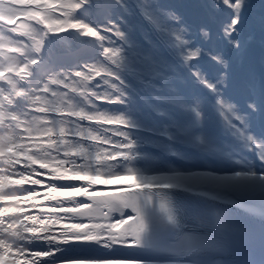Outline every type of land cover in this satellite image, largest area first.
<instances>
[{
  "label": "snow or ice",
  "instance_id": "snow-or-ice-1",
  "mask_svg": "<svg viewBox=\"0 0 264 264\" xmlns=\"http://www.w3.org/2000/svg\"><path fill=\"white\" fill-rule=\"evenodd\" d=\"M89 4L99 15L110 12L109 0H0V84L8 86L7 90L0 88V264H39L49 253L33 251L16 243L37 237L65 243L94 242L108 253L131 250L141 243V235L146 229L141 194L171 186L154 184L131 169H112L113 165L128 159L135 147V140L128 131L132 125L123 116L107 117L70 110L71 106L62 100L57 102L56 97L49 100L43 94L29 97L31 106L24 115L10 110L18 98L27 95L20 83L31 75L30 65L37 64L35 59L24 62L28 45H18L14 40L30 36L33 24L42 25L52 33L80 30L101 40L105 38L103 33H110L108 39L113 42L102 51L106 65L89 64L76 71L72 88L76 91L77 82L83 85L98 77L105 82L112 79L114 93L111 96L92 92L90 99L105 103L125 102L126 93L117 86L123 83L118 73L124 66L125 57L122 47L114 40L125 42L126 33L115 21L97 29L74 19L73 13ZM142 14L154 22L143 9ZM191 15V22H186L176 11L165 13L174 38L180 41L181 34L190 33L193 41H182L183 62L192 78L214 93L213 107L228 130L253 141L252 118H258L261 130H264V0H197ZM223 25L226 27L220 33ZM216 34H219V41L214 40ZM31 39L32 47L39 52L41 40ZM254 42H258L261 49L259 91L256 64L251 56ZM201 73L207 74L204 79H201ZM66 80L67 77L54 76L50 83L64 84ZM43 92H48L47 86ZM85 94H88L86 90ZM236 95L253 98L251 102L245 101V110L238 107ZM62 110H69L68 114L80 118L82 124H94L99 131L85 133L80 129L72 132L63 123L57 125L45 118L44 114ZM197 116L202 118V112L198 111ZM70 137L86 141L91 149L85 144H73ZM197 139L204 143L200 137ZM93 148L97 149L94 153ZM133 179L135 184L118 188L113 194H102L95 187ZM168 179L183 182L191 178ZM207 217V220L197 218V225L216 230L227 227L219 214L209 212ZM185 239L192 242V237ZM240 259L241 264H257L254 241L244 243ZM69 264L140 262L121 255H103L73 259ZM260 264H264V256L260 257Z\"/></svg>",
  "mask_w": 264,
  "mask_h": 264
},
{
  "label": "bare ground",
  "instance_id": "bare-ground-1",
  "mask_svg": "<svg viewBox=\"0 0 264 264\" xmlns=\"http://www.w3.org/2000/svg\"><path fill=\"white\" fill-rule=\"evenodd\" d=\"M156 11H159L162 14H164V16L160 15V17L158 18V22H159V24L161 26V32L165 33V34H171L172 31L169 29V23H168V21L166 20V17H165V13L168 12V11L166 9H160V8H158ZM164 24L168 27L169 31H167L164 28V26H163ZM122 26H120V27L122 28ZM59 40H60V44L62 46L66 45V41H64L63 39H59ZM214 40L219 41L218 34H216L214 36ZM128 42H129V45L131 46V49H142L141 46L139 45L138 40L136 38H131V40H128ZM67 47L70 48V54L68 56L70 58L71 54L75 51V48H74L75 46L73 45V43H67ZM210 47H212V45H210ZM253 51H255V49H253ZM254 53H255V55L257 57H260V55H261L260 51H255ZM144 56H146V55L144 54ZM101 57H102V54H100L98 59H100ZM260 73H261V70H259V71L257 70L258 83H260ZM177 87H179V88L188 87V89H187V94L188 95H193L197 91V88H198V86H196V87L189 86L188 83L184 82V81H181L177 85ZM258 87H259V84H258ZM92 90L98 91V89H96V88H92ZM258 90H259V88L257 89V91ZM234 99L237 101L238 107H240L241 110L243 111L245 109H243L241 107L240 101L243 100V99H246V101L251 102L253 98L250 97V96H246V95H236V96H234ZM86 104H87V106L89 108H92L94 110H99V108L96 106V103L92 102L91 100L86 101ZM97 105H99V101H97ZM198 111L204 113L205 115L208 114V110L202 105H197V108H195V113L197 114ZM104 112L105 113H107V112H119V113L116 114V116H119L120 114L124 115V110L123 109L122 110L113 109V110L104 111ZM215 112L219 113L216 109H215ZM171 117L172 116L170 115L168 118H170V119L183 118L184 119V115H182V114H179V115H177L176 117H173V118H171ZM251 122H252V124H251V127H250V132H251L252 136L254 137V139L258 138L257 133L259 134V136L262 139H264V130H261V127H260V124H259V120L254 121V119H252ZM253 128L257 130V133H256V131ZM206 130L212 136V139H211V141L209 143H210V145L212 144L211 148L213 150V153H214V156H215V159H216L215 161H217L215 163L223 165V168L225 169V171L232 172V174H230L228 176H224L225 179H234V180H236V182H247V181H249L255 187H264V172L252 168L249 164L245 165L244 167L239 168L237 171H234V167L235 166H237L240 163H241V166H243V163H245V162H237V163L236 162H230L231 156L229 155V153L227 151L228 150L229 151L233 150L232 147L228 146V147L225 148V146L224 147L223 146H218V147L215 146L217 140L215 138V132H214L213 123H212V121L210 119H207ZM234 150H236V152L238 154V157L241 160L246 161L243 158V156L239 153V148H235ZM262 152L264 154V149L262 150ZM220 155H224L225 161H227V162H219V156ZM225 164H231V165L230 166H225ZM243 171H245V172H243ZM260 211L264 212V206L260 209ZM53 251H54L53 252L54 255L50 256V260H53L52 258L58 257L57 254H63V253L68 252V251H71V252L75 253L76 258H83L84 257L77 246L76 247H72V246H70L68 244H65V243H62L61 246L57 247ZM102 255H103V253H100L98 256H102ZM45 257H42V258H45ZM200 262L202 264H214V262L211 260V258H201ZM229 262H230V256L228 254L224 264H229Z\"/></svg>",
  "mask_w": 264,
  "mask_h": 264
},
{
  "label": "rangeland",
  "instance_id": "rangeland-1",
  "mask_svg": "<svg viewBox=\"0 0 264 264\" xmlns=\"http://www.w3.org/2000/svg\"><path fill=\"white\" fill-rule=\"evenodd\" d=\"M20 43H21V44H24V42H20ZM116 45H117V46H121V45H119V44H116ZM121 47H122V46H121ZM122 50H124L123 47H122ZM123 54H124V57H125V58L131 56L130 52H128V53H126V54L123 53ZM135 58L138 59L139 62H141V63L143 62V58H141V57H140V58H139V57H135ZM124 69H125V67H124Z\"/></svg>",
  "mask_w": 264,
  "mask_h": 264
}]
</instances>
